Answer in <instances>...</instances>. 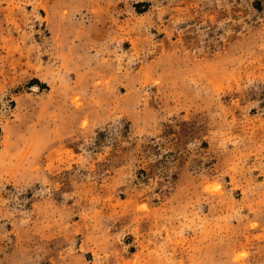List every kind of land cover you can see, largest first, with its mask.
Returning <instances> with one entry per match:
<instances>
[{"label": "rangeland", "instance_id": "1", "mask_svg": "<svg viewBox=\"0 0 264 264\" xmlns=\"http://www.w3.org/2000/svg\"><path fill=\"white\" fill-rule=\"evenodd\" d=\"M0 264H264V0H0Z\"/></svg>", "mask_w": 264, "mask_h": 264}]
</instances>
